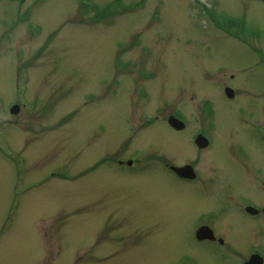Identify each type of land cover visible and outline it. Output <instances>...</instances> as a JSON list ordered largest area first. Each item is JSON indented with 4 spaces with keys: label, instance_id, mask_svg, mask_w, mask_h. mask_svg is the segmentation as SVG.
Instances as JSON below:
<instances>
[{
    "label": "rangeland",
    "instance_id": "374dc122",
    "mask_svg": "<svg viewBox=\"0 0 264 264\" xmlns=\"http://www.w3.org/2000/svg\"><path fill=\"white\" fill-rule=\"evenodd\" d=\"M88 1L98 9L0 0V264H241L264 250V216L233 210L255 153L264 196V140L251 141L264 0ZM184 163L201 178L168 168ZM200 223L224 247L195 240Z\"/></svg>",
    "mask_w": 264,
    "mask_h": 264
},
{
    "label": "flooded vegetation",
    "instance_id": "af4514ba",
    "mask_svg": "<svg viewBox=\"0 0 264 264\" xmlns=\"http://www.w3.org/2000/svg\"><path fill=\"white\" fill-rule=\"evenodd\" d=\"M234 97V96H233ZM184 129V128H183ZM183 129H180L178 131H182ZM263 129V130H261ZM199 132H202V134L204 136H208L207 139L208 141L210 142L209 140V135L206 134V131L204 130H201ZM198 133V132H197ZM206 134V135H205ZM251 137H252V142H253V149H255L258 144H260L263 140H264V128L261 126V125H255L252 130H251ZM194 138V137H193ZM209 142H208V145H209ZM254 158H256V160L254 162L257 161V164H256V168H255V171H254V175L251 173V171L249 169L246 168V166L240 161V165L242 166V168L247 172L246 177L247 179L249 180L251 186L249 187H244L243 191L241 190V194L240 196L238 197L239 200V203H234L235 207H233V210H236L237 212L239 211V213L242 215V216H245L246 218H251L253 219V222H255V224H253L254 226L256 225L257 222H259L260 220V217L264 216V196H261V174H260V168H258V161H259V154L258 153H255V156ZM260 162V161H259ZM185 164V163H184ZM187 164V163H186ZM121 166L123 165L122 163L120 164ZM124 166V165H123ZM127 166V165H126ZM130 167V166H128ZM193 167V166H192ZM194 169V167H193ZM242 171V170H241ZM196 172V171H195ZM175 175V174H174ZM196 176L193 177V178H190V179H187V178H179L178 176H176V178L178 179H181L182 181L186 182V181H197L198 179H200V175L196 172L195 174ZM241 180V179H240ZM235 181H233L234 183ZM239 183V180L237 182V184ZM242 187L240 186V189ZM244 195V196H243ZM238 208V209H236ZM250 208V209H248ZM213 214V213H212ZM210 214V215H212ZM209 215V216H210ZM204 218V217H203ZM202 219V218H201ZM252 222V221H251ZM207 223H200L199 224H196L195 226V229L201 225H206ZM208 226V225H207ZM209 227V226H208ZM210 228V227H209ZM213 233H214V236H215V240H212L210 242L212 243H215L219 246H222L224 247V241L223 239H221L220 237H216V231L215 229L212 227L210 228ZM206 241V240H205ZM228 247V246H227ZM228 249H232V248H228ZM227 249V250H228ZM234 250V249H233ZM259 254L261 257H262V262L264 264V250L262 249L261 246H258L253 250H250V252H248L246 258L242 261L241 264H244V262L247 260V258L251 255V254ZM240 254V253H239ZM239 257V256H238Z\"/></svg>",
    "mask_w": 264,
    "mask_h": 264
},
{
    "label": "water",
    "instance_id": "95a60500",
    "mask_svg": "<svg viewBox=\"0 0 264 264\" xmlns=\"http://www.w3.org/2000/svg\"><path fill=\"white\" fill-rule=\"evenodd\" d=\"M225 93L227 96L231 97L233 92L231 89L226 88L225 89ZM18 111V106L14 105L10 108V112L11 113H17ZM168 123L174 127L175 129H181L184 124L183 122H181L180 120H178L177 118H175L174 116H169L167 119ZM195 143L196 145L201 148L206 146L207 144V140L202 137L201 135H198L195 139ZM130 162L128 161V164ZM171 169L173 171H175L179 176L182 177H194V172L193 169L190 165H184V166H180V167H171ZM195 236L197 239L202 240V239H213V233L212 231L206 227V226H200L196 232H195ZM244 264H262L261 258H259L256 255L251 256Z\"/></svg>",
    "mask_w": 264,
    "mask_h": 264
},
{
    "label": "trees",
    "instance_id": "16d2710c",
    "mask_svg": "<svg viewBox=\"0 0 264 264\" xmlns=\"http://www.w3.org/2000/svg\"><path fill=\"white\" fill-rule=\"evenodd\" d=\"M118 0H116V2H117ZM86 6H88V4L87 3H82V7H86ZM90 8V11L92 12V11H94V10H97L98 9V6H96V4H94V3H92L91 4V6L89 7ZM100 10V9H99Z\"/></svg>",
    "mask_w": 264,
    "mask_h": 264
}]
</instances>
